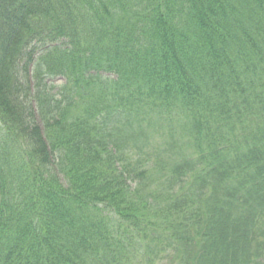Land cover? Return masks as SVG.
Instances as JSON below:
<instances>
[{
	"label": "trees",
	"instance_id": "16d2710c",
	"mask_svg": "<svg viewBox=\"0 0 264 264\" xmlns=\"http://www.w3.org/2000/svg\"><path fill=\"white\" fill-rule=\"evenodd\" d=\"M138 246L264 264V0H0V264Z\"/></svg>",
	"mask_w": 264,
	"mask_h": 264
},
{
	"label": "rangeland",
	"instance_id": "374dc122",
	"mask_svg": "<svg viewBox=\"0 0 264 264\" xmlns=\"http://www.w3.org/2000/svg\"><path fill=\"white\" fill-rule=\"evenodd\" d=\"M150 141H152V140H150ZM144 150H146V149H144ZM146 151H148V150H146ZM135 264H145V263L141 259H139L137 257V260H136ZM156 264H171V263L169 261H166V262H158V261H156Z\"/></svg>",
	"mask_w": 264,
	"mask_h": 264
}]
</instances>
